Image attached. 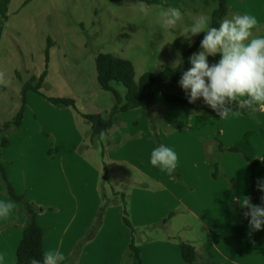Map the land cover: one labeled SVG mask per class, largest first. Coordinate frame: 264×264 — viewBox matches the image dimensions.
Listing matches in <instances>:
<instances>
[{
  "label": "crops",
  "instance_id": "1",
  "mask_svg": "<svg viewBox=\"0 0 264 264\" xmlns=\"http://www.w3.org/2000/svg\"><path fill=\"white\" fill-rule=\"evenodd\" d=\"M10 2L0 0V14ZM228 7L225 18L255 16V34L264 36V0H228ZM219 59L209 56L208 62ZM216 137L225 149L238 148L262 162L255 175L242 155L219 156ZM103 138L109 159L130 168L117 176L122 189H115L109 173L88 163L84 155L60 152L43 163V190L36 188L38 196L33 197L26 193L27 200L40 208L37 223L44 251L63 252L67 257L63 264H139L128 257L132 232L123 223L120 202L107 208L100 230L76 255L103 196L113 199V193H124L142 264H190L182 257L181 243L196 248V264H264V229L249 234L244 216L248 209L238 202L264 180V112L244 116L232 111L217 120L192 115L185 104L168 103L159 96L148 107L118 115ZM161 144L177 154L175 175L150 164L153 148ZM216 160L220 169L214 175ZM131 172L137 176L132 178ZM104 176L110 193L102 185ZM170 214L167 224L160 225ZM28 224L24 217L0 220V264H17L16 252Z\"/></svg>",
  "mask_w": 264,
  "mask_h": 264
},
{
  "label": "rangeland",
  "instance_id": "2",
  "mask_svg": "<svg viewBox=\"0 0 264 264\" xmlns=\"http://www.w3.org/2000/svg\"><path fill=\"white\" fill-rule=\"evenodd\" d=\"M158 5L178 7L185 17L169 31H162ZM215 7L216 0H157L154 4L147 0H11L0 14V87L4 89L0 92V127L17 116L23 106L24 85L31 77L48 73L39 93L26 94L21 128L12 126L2 134L10 145L1 149L0 162L17 193L38 196L36 188L43 190L45 184L40 178L43 163L60 152L84 155L88 163L100 165L105 174L109 173L115 189H122L117 176L130 168L109 159L104 138L92 143L91 126L83 118L89 114L107 117L114 105L113 95L103 91L97 81L96 57L113 54L129 60L135 67L136 81L146 73H159L162 66H171L177 50L183 55L203 34L191 41L179 36L187 31L193 18L204 13L211 20ZM115 87L125 94L122 85ZM166 92L186 97L179 83ZM49 98L73 99L76 109L57 107ZM194 106L211 108L202 98ZM187 107L192 115L200 116ZM103 185L110 193L109 185ZM0 199L16 205L9 216H0V220L27 218L1 181Z\"/></svg>",
  "mask_w": 264,
  "mask_h": 264
},
{
  "label": "clouds",
  "instance_id": "3",
  "mask_svg": "<svg viewBox=\"0 0 264 264\" xmlns=\"http://www.w3.org/2000/svg\"><path fill=\"white\" fill-rule=\"evenodd\" d=\"M157 7L162 31H169L172 25L185 17L178 7ZM257 30L256 17L247 14L224 18L219 21L218 27L211 26L209 16L204 13L193 18L187 31L179 35L191 41L192 37L205 34L200 42L201 50L188 57L191 67L182 72L178 81L190 104L202 98L220 118L233 111L232 105L246 110L250 116L257 111L264 112V36L256 35ZM217 55L219 61L209 64L208 57ZM183 63L182 53L177 50L171 68L174 71L180 69ZM103 136L102 132L101 138ZM177 159L171 148L161 144L153 148L150 164L161 166V171L173 173ZM257 188L264 192V180L257 181ZM261 199L264 200V196ZM238 202L241 208L248 209L244 216L249 220V234L264 229V205L253 204L248 196L239 198ZM15 207L13 201L0 199V216H9ZM66 259V255L59 250H45L40 260L32 258L29 264H63Z\"/></svg>",
  "mask_w": 264,
  "mask_h": 264
},
{
  "label": "trees",
  "instance_id": "4",
  "mask_svg": "<svg viewBox=\"0 0 264 264\" xmlns=\"http://www.w3.org/2000/svg\"><path fill=\"white\" fill-rule=\"evenodd\" d=\"M150 4L157 3V0H147ZM229 12L228 0H216V7L212 12L211 16V26L218 27L219 21L224 19ZM203 33L196 41L195 45L183 52L184 63L182 68L173 70L171 66H162L159 73H146L142 75L138 81H136V72L135 67L127 59H123L119 56L113 54H99L96 57L95 65L97 72V81L101 89L105 92H109L113 95L114 105L111 108L110 112L107 113V117H104L102 114H89L83 115V118L91 126V141L94 143L97 140L101 139V133L104 135L112 128L113 124L116 121L118 115L136 110L139 108H144L152 105L156 98L163 96L168 103L179 102L185 104L192 108L195 113L199 115H213L220 120L218 113L212 108H199L190 104L186 98H183L179 95H171L166 92L168 87L175 86L178 84V81L181 78L182 72L191 67L188 57L197 51L200 47V42L203 39ZM49 45L52 42V39H48ZM49 58V49L46 50V62L48 63ZM47 71H45L41 76L31 77L30 81L24 85L23 89V106L20 108L17 116L12 122H8L0 127V151L1 149H6L9 147V140L2 136L3 132L14 126L16 129H20L23 123L25 104H26V94L30 91L39 93L42 86L45 83L47 77ZM115 85H122L126 92L125 94L120 93ZM4 89L0 87V92ZM53 105L64 108L72 107L76 109L75 101L69 98H49ZM233 111H237L244 116H250L246 110H240L236 105L231 106ZM253 116V115H252ZM216 137L217 142V153L222 155L224 153H236L244 157L246 162L250 165L253 175L255 171L263 164L262 162L253 159L251 157L245 156V154L238 148L225 149L221 142ZM158 143L159 140H157ZM1 160V155H0ZM220 166L217 160L214 162V175L215 171L219 170ZM175 171L173 175H175ZM0 181L4 184L7 195L13 199L16 203L20 204L23 207L25 215L29 221L27 228L24 230L23 237L18 246L16 252L17 264H29V261L32 258L40 260L42 258L44 248H43V231L42 228L37 223V216L40 211L35 204L29 202L25 195H19L13 184L10 182L7 172L0 162ZM103 183L107 182V178L104 176L102 179ZM103 185V184H102ZM264 196V193L259 191L258 188L253 185L250 198L253 204L264 205V200L261 197ZM120 202L123 206V223L128 227L132 232V241L129 246V256L134 258L141 263V251L136 245L135 235L137 234V229L134 228L130 221V213L128 208L127 196L124 193H113V199H110L103 196V204L99 209V212L96 216L94 224L89 229L85 239L79 244V249L76 251V255L79 253V250L87 242L94 239L97 232L100 230L105 212L107 208L114 203ZM173 214H170L167 218L160 222V225L167 224L168 220ZM182 257L183 259L190 264H196L198 261V254L196 248L188 243H181Z\"/></svg>",
  "mask_w": 264,
  "mask_h": 264
}]
</instances>
